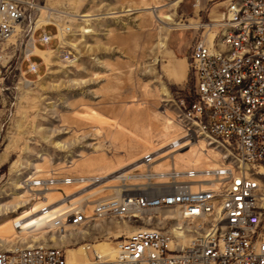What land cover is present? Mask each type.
<instances>
[{
	"label": "rangeland",
	"instance_id": "rangeland-1",
	"mask_svg": "<svg viewBox=\"0 0 264 264\" xmlns=\"http://www.w3.org/2000/svg\"><path fill=\"white\" fill-rule=\"evenodd\" d=\"M28 1V18L4 43L0 69V156L5 157L0 165V250L5 252L66 242L54 240L47 227L38 239L6 238L16 234V220L25 213L37 214L46 202L35 189L23 188L26 178L114 173L137 165L155 149L165 153L170 141L183 136L179 119L196 93L191 50L201 33L199 25L220 18L228 0ZM155 10L162 13L163 22H158ZM183 25L198 28L171 30ZM57 27L65 31L63 43L40 46L53 51L48 69L43 61L41 78L26 73V63L21 70L36 28L35 40L42 29L56 34ZM63 52L70 55L69 61L62 58ZM206 137L174 154L179 169L216 164L219 154ZM168 159L162 155L154 168H167ZM54 190L52 194L61 192ZM154 226L106 220L82 228L89 234L85 240L78 230L73 239L78 238L76 248L98 243L110 247ZM89 257L94 258L93 250Z\"/></svg>",
	"mask_w": 264,
	"mask_h": 264
},
{
	"label": "built area",
	"instance_id": "built-area-1",
	"mask_svg": "<svg viewBox=\"0 0 264 264\" xmlns=\"http://www.w3.org/2000/svg\"><path fill=\"white\" fill-rule=\"evenodd\" d=\"M30 7L28 0H0V69L4 43L27 20ZM226 7L220 18L199 26L191 50L195 99L179 119L183 136L170 141L165 153L153 150L114 173L23 182L39 196L62 192L49 218L57 236L114 219L157 226L109 243L106 255L91 245L87 251L94 258L80 263L68 260L75 238L59 247L0 250V264H264V0H228ZM58 33L59 27L56 34L42 29L26 48L21 70L26 63V73L41 78L28 52L55 40L61 45ZM61 56L70 60L66 52ZM205 136L219 154L216 164L179 169L174 154ZM162 155L169 166L156 170ZM140 212L156 216L144 219ZM170 212L179 218L164 215Z\"/></svg>",
	"mask_w": 264,
	"mask_h": 264
},
{
	"label": "bare ground",
	"instance_id": "bare-ground-1",
	"mask_svg": "<svg viewBox=\"0 0 264 264\" xmlns=\"http://www.w3.org/2000/svg\"><path fill=\"white\" fill-rule=\"evenodd\" d=\"M48 12V11H47ZM155 12V16H156V19L158 20V22H160V21H162V19H163V17H162V13H159V11L158 10H155L154 11ZM90 15H85L84 17H89ZM164 18H166V17H164ZM170 19V18H169ZM165 20V19H164ZM173 20V19H172ZM43 22H45V21H43ZM163 22V21H162ZM47 23H49V22H45V24H47ZM51 23V22H50ZM53 24V23H52ZM170 23L168 22V25H169ZM40 24L39 23H37V28H38V26H39ZM57 26V25H56ZM19 27H21V26H19ZM19 27L17 26V30L19 29ZM37 28H36V30H37ZM184 28H188V29H192V28H195V27H192V26H188V25H183V26H181V27H177V28H175V27H171V30L172 29H175L176 31H179V30H181V29H184ZM16 30V31H17ZM35 30V31H36ZM35 31H34V33H35ZM65 31L62 29V28H60L59 27V33L57 34V36H58V38L60 39L61 37L60 36H62V34L64 33ZM86 32H90V31H86ZM34 33H33V35H32V37L30 38V45L31 46H34V44H35V38H34ZM13 37V36H12ZM11 37V38H12ZM10 38V39H11ZM9 39V40H10ZM62 39H60V41H61ZM61 43H63L62 41H61ZM164 43V42H163ZM166 43V42H165ZM5 45V44H4ZM162 46H164V44H162ZM161 48H163V47H161ZM160 48V49H161ZM165 48V47H164ZM5 50V49H4ZM51 52H41L40 50H37V48H35L34 50H32L31 52H28V54L29 55H31V54H40V55H42L43 57H44V59H46V61H47V63H48V65H51V60L48 58V54H50ZM5 61V60H4ZM27 82L28 83H31L29 80H27ZM62 147H64L65 148V146H62ZM163 148V147H162ZM155 151H156V149H155ZM179 152V151H178ZM5 161V157L4 156H0V165L3 163ZM195 164V163H194ZM195 165H197V164H195ZM160 167V166H159ZM158 167V168H159ZM161 168V167H160ZM23 188L24 189H26L24 186H23ZM53 191V190H52ZM52 191H50V192H47L43 197H44V199L46 200V202H43L44 203V205H42V207L40 206V208L38 209V212H37V214H36V212H29V213H25V215L21 218H19L18 220H16L15 221V223H14V226H13V229L15 230V231H17L16 232V234L15 233H11V234H9V235H6V238H8V239H11V238H13V239H20V240H26L27 239V237H29V236H32L34 239H38L39 237L38 236H45V231L43 230L44 228H48V229H50V231L54 234V232L52 231V229H51V226H50V221H49V218L51 217V216H53V215H55L56 213H57V211H58V206L61 204L60 203V199H61V197H62V192H59L58 194L60 195L55 201H49L48 200V197L50 196V195H58V194H52L51 192ZM55 191V190H54ZM36 195H38V194H36ZM35 196V195H34ZM49 198H52V197H49ZM55 198V197H54ZM40 201H41V199H40ZM44 201V200H43ZM41 203V202H40ZM45 205H53L52 207H51V210L47 213V214H44L43 212H42V208L45 206ZM58 208V209H57ZM34 214H36L35 216H34ZM138 215L139 216H141L142 218H145V217H150V218H148V219H152V217L154 216H156L155 215V213L153 214V213H151V212H140V213H138ZM165 216H168L169 218L171 217L172 219H175V218H179V216L177 215V214H175L174 212H170V213H166V214H164ZM32 216H34L33 218H29V219H27L28 217H32ZM152 216V217H151ZM30 219H32L31 221H28V220H30ZM96 227H98V225L96 226ZM28 229V230H27ZM79 229H81V230H79ZM79 229H68V231H66V233H65V235H63V236H57V234H54V236L52 237L54 240H57L59 237V239H60V241H65L66 240V242L67 241H69L70 239H73V233H75V231L76 230H78V231H76L77 233L76 234H78V235H80V236H82V238L85 240L86 239V237H88V235L89 234H87L88 232L87 231H85V230H82V228H79ZM40 230V231H39ZM31 231L33 232V231H35V232H33V233H31ZM36 231H39V232H36ZM177 233V235L178 236H183L182 235V233H180V232H176ZM188 240V239H187ZM186 240V241H187ZM24 242V241H23ZM184 243H185V241H184ZM89 246H84V245H81V246H79L78 248H75V249H67V254H68V260H69V262L70 263H76V262H78V263H80V262H84L87 258H88V256H89V254H88V251H87V248H88ZM94 247L101 253V254H104V255H106L107 253H109L110 252V248L111 247H109L108 245H106V244H104V243H98V244H95L94 245ZM15 249L16 248H13V249H11V250H9V252H11V251H15ZM18 249V248H17ZM7 252V251H6Z\"/></svg>",
	"mask_w": 264,
	"mask_h": 264
},
{
	"label": "crops",
	"instance_id": "crops-1",
	"mask_svg": "<svg viewBox=\"0 0 264 264\" xmlns=\"http://www.w3.org/2000/svg\"><path fill=\"white\" fill-rule=\"evenodd\" d=\"M200 26V25H199ZM198 28V27H197ZM197 28H192V29H188V28H185V29H181V30H179V31H176V32H182V31H184V30H186V31H188V30H196ZM52 33H54V31L52 32ZM179 33V34H180ZM56 41V40H55ZM55 41H54V44H55ZM37 50H40L41 52H53V51H44V50H42V48H40V46L38 45V47H37ZM32 55V59H34L35 61H33V62H35V63H37V64H39V66H40V70L42 71V69H43V61H45L46 62V65H47V69L49 68V65H48V63H47V61H46V59H44V57L42 56V55H40V54H31Z\"/></svg>",
	"mask_w": 264,
	"mask_h": 264
}]
</instances>
